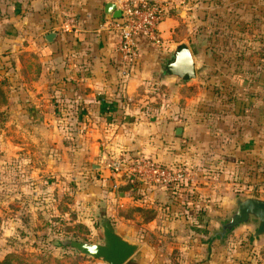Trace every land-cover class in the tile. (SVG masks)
Listing matches in <instances>:
<instances>
[{
	"label": "rangeland",
	"instance_id": "374dc122",
	"mask_svg": "<svg viewBox=\"0 0 264 264\" xmlns=\"http://www.w3.org/2000/svg\"><path fill=\"white\" fill-rule=\"evenodd\" d=\"M157 1L190 47L196 77L158 83V95L136 104L148 119L167 110L185 129L182 146L156 160L185 178L157 189L112 173L121 155L102 159L66 116L48 114L41 131L38 115L25 114V60L37 64L19 34L0 64V264H104L60 244L101 241L103 216L140 244L124 264H264L254 221L213 236L236 197L264 199V0ZM169 55L149 74L160 80ZM134 150L123 160L146 155Z\"/></svg>",
	"mask_w": 264,
	"mask_h": 264
},
{
	"label": "crops",
	"instance_id": "0c3cea01",
	"mask_svg": "<svg viewBox=\"0 0 264 264\" xmlns=\"http://www.w3.org/2000/svg\"><path fill=\"white\" fill-rule=\"evenodd\" d=\"M119 1L0 0V64L13 56L18 35H25V53L35 56L39 71L36 74L32 61L25 60V114L38 115L41 131L46 124L42 119L48 114L66 116L64 125L68 123L69 130L85 129L89 144H96L102 159L117 155L123 159L129 149H135L137 154L158 160L164 152L168 154L171 144L182 146L183 137H178L185 129L175 124L167 110L155 109L148 119L144 106L138 108L136 102L143 103L148 91L158 95L156 84L174 81L164 76L158 80L149 70L160 64L174 44L187 43L175 38L177 26L165 8L157 25L160 44L143 46L136 64L123 75L117 39L108 26L113 18L104 13L106 3ZM68 18L74 20L73 26L66 25ZM51 33L54 37L47 41L45 37ZM176 84L182 87L184 83ZM53 125L54 129L62 128L61 124L58 128ZM177 127L181 128L180 136L175 135ZM165 159L171 162L172 156ZM177 159L183 161V157ZM100 171L106 169L100 167ZM156 193L155 189L153 195Z\"/></svg>",
	"mask_w": 264,
	"mask_h": 264
},
{
	"label": "water",
	"instance_id": "95a60500",
	"mask_svg": "<svg viewBox=\"0 0 264 264\" xmlns=\"http://www.w3.org/2000/svg\"><path fill=\"white\" fill-rule=\"evenodd\" d=\"M106 16L113 19L120 17V11L114 3L108 2L104 6ZM54 33L48 34L45 38L51 41ZM164 77L177 79L179 83L189 82L195 79L194 60L190 47L184 42L174 44L169 57L163 63ZM181 128L175 129V135L180 136ZM233 211L219 224V231L214 232L221 240L227 233L238 226L255 222V230L252 238L264 236V199L257 197H236L233 202ZM102 240L91 243L78 240L61 241V246H68L78 254L103 262L104 264H124L140 248L138 242L129 241L113 227L111 222L102 217L100 222Z\"/></svg>",
	"mask_w": 264,
	"mask_h": 264
},
{
	"label": "built area",
	"instance_id": "2783aa9c",
	"mask_svg": "<svg viewBox=\"0 0 264 264\" xmlns=\"http://www.w3.org/2000/svg\"><path fill=\"white\" fill-rule=\"evenodd\" d=\"M115 5L120 17L109 20L108 26L115 33L116 52L122 73L127 76L139 59L143 46L152 48L160 44L157 25L165 16V9L157 0H120ZM73 23V19H68L66 25L73 26ZM109 166L114 174L126 175L130 181L153 186H174L185 178L179 170L162 166L153 158L145 156L114 159Z\"/></svg>",
	"mask_w": 264,
	"mask_h": 264
},
{
	"label": "trees",
	"instance_id": "16d2710c",
	"mask_svg": "<svg viewBox=\"0 0 264 264\" xmlns=\"http://www.w3.org/2000/svg\"><path fill=\"white\" fill-rule=\"evenodd\" d=\"M165 13H166V10H165ZM167 13H168V12H167ZM240 105H241V108H240V109L242 110V107H244L243 105H246V104H242V103H241ZM263 123H264V122H263ZM154 160H155V159H154ZM161 165L164 166L163 164H161Z\"/></svg>",
	"mask_w": 264,
	"mask_h": 264
},
{
	"label": "flooded vegetation",
	"instance_id": "af4514ba",
	"mask_svg": "<svg viewBox=\"0 0 264 264\" xmlns=\"http://www.w3.org/2000/svg\"><path fill=\"white\" fill-rule=\"evenodd\" d=\"M161 72H163V73H164L163 66H162V70H161Z\"/></svg>",
	"mask_w": 264,
	"mask_h": 264
}]
</instances>
